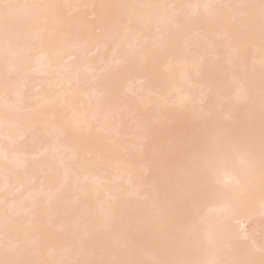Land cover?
Segmentation results:
<instances>
[{
  "label": "bare ground",
  "instance_id": "bare-ground-1",
  "mask_svg": "<svg viewBox=\"0 0 264 264\" xmlns=\"http://www.w3.org/2000/svg\"><path fill=\"white\" fill-rule=\"evenodd\" d=\"M12 2L58 7L42 35L17 23L9 51L0 34V248L27 237L48 254L87 240L90 258L119 237L150 260L191 219L193 242L207 248L211 236L221 249L209 259L264 243L258 186L214 184L190 217L180 179L209 115L240 139L254 114L258 150L264 41L230 7L258 0Z\"/></svg>",
  "mask_w": 264,
  "mask_h": 264
},
{
  "label": "snow or ice",
  "instance_id": "snow-or-ice-1",
  "mask_svg": "<svg viewBox=\"0 0 264 264\" xmlns=\"http://www.w3.org/2000/svg\"><path fill=\"white\" fill-rule=\"evenodd\" d=\"M58 5L15 3L12 0H0V34L4 37L5 50L13 47V29L17 23L27 27L38 26L41 35L47 23V15ZM105 7V6H102ZM112 8H137L142 5H108ZM176 7V6H173ZM206 10L218 6L204 5ZM239 10L250 27L259 24L260 38L264 41V0L258 3H244L230 6ZM23 13V15H22ZM179 19L177 23H179ZM244 99L248 97L245 95ZM203 126L198 129L186 144L185 152L189 165L181 174L184 188V204L189 213L195 208L197 199L208 194L217 183L230 192L252 195L256 187L264 201V80L261 81L259 111V147L255 136V115L250 117L249 131L240 139L217 125L211 115L204 117ZM221 175L223 179H221ZM111 214L103 221L102 226L110 228ZM8 227L7 220L4 224ZM199 225L194 219L190 222L177 223L165 231L161 241L160 255L157 258L144 260L138 258V247L130 240L116 237L101 246L90 258H81L88 251L87 240H81L74 249H58L45 254L39 241L17 238L5 242L0 248V264H264V243L259 246L252 242L244 253L245 258H206L208 252L214 255L221 249L209 236L207 248L195 244ZM248 240L247 235L244 237ZM224 249L232 251L231 245ZM258 257V258H257Z\"/></svg>",
  "mask_w": 264,
  "mask_h": 264
}]
</instances>
